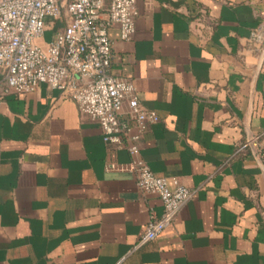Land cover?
Wrapping results in <instances>:
<instances>
[{
  "label": "crops",
  "instance_id": "0c3cea01",
  "mask_svg": "<svg viewBox=\"0 0 264 264\" xmlns=\"http://www.w3.org/2000/svg\"><path fill=\"white\" fill-rule=\"evenodd\" d=\"M135 7L131 40L108 31L109 71L158 116L140 159L192 197L138 245L162 205L127 150L60 90L3 94L0 82V264H264V164L248 142L264 139V0Z\"/></svg>",
  "mask_w": 264,
  "mask_h": 264
},
{
  "label": "built area",
  "instance_id": "2783aa9c",
  "mask_svg": "<svg viewBox=\"0 0 264 264\" xmlns=\"http://www.w3.org/2000/svg\"><path fill=\"white\" fill-rule=\"evenodd\" d=\"M136 16L135 0H0V82L3 94L30 92L41 83L60 90L99 125L104 143L127 150L137 187L162 205L161 214L146 223L140 245L160 234L193 192L176 182L170 188L140 159L136 142L158 116L143 108L131 82L109 71L108 31L117 27L121 40H131ZM130 120L136 132L127 138ZM248 142L264 164V139Z\"/></svg>",
  "mask_w": 264,
  "mask_h": 264
},
{
  "label": "rangeland",
  "instance_id": "374dc122",
  "mask_svg": "<svg viewBox=\"0 0 264 264\" xmlns=\"http://www.w3.org/2000/svg\"><path fill=\"white\" fill-rule=\"evenodd\" d=\"M44 38H45V40H49L50 39V32H45Z\"/></svg>",
  "mask_w": 264,
  "mask_h": 264
}]
</instances>
